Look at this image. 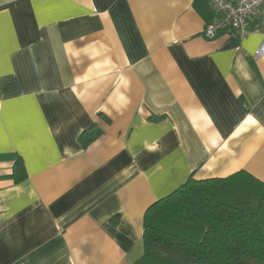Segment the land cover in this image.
Listing matches in <instances>:
<instances>
[{
    "label": "crops",
    "instance_id": "obj_1",
    "mask_svg": "<svg viewBox=\"0 0 264 264\" xmlns=\"http://www.w3.org/2000/svg\"><path fill=\"white\" fill-rule=\"evenodd\" d=\"M213 17L207 0H0V264H135L145 212L188 180L264 184V7L243 41L204 38Z\"/></svg>",
    "mask_w": 264,
    "mask_h": 264
},
{
    "label": "trees",
    "instance_id": "obj_2",
    "mask_svg": "<svg viewBox=\"0 0 264 264\" xmlns=\"http://www.w3.org/2000/svg\"><path fill=\"white\" fill-rule=\"evenodd\" d=\"M98 134L90 130L81 141ZM24 177L15 162L9 178ZM143 248L135 264H264V184L243 172L188 180L145 212Z\"/></svg>",
    "mask_w": 264,
    "mask_h": 264
},
{
    "label": "built area",
    "instance_id": "obj_3",
    "mask_svg": "<svg viewBox=\"0 0 264 264\" xmlns=\"http://www.w3.org/2000/svg\"><path fill=\"white\" fill-rule=\"evenodd\" d=\"M214 12L203 36L214 38L218 33L234 35L239 41L248 36V20L261 15L264 0H207ZM264 56V40L254 54L255 59Z\"/></svg>",
    "mask_w": 264,
    "mask_h": 264
}]
</instances>
